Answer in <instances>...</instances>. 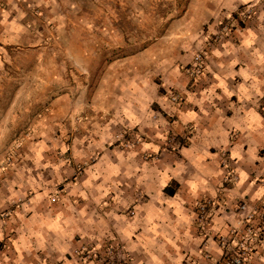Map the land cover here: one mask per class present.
I'll return each instance as SVG.
<instances>
[{"label": "crops", "instance_id": "crops-1", "mask_svg": "<svg viewBox=\"0 0 264 264\" xmlns=\"http://www.w3.org/2000/svg\"><path fill=\"white\" fill-rule=\"evenodd\" d=\"M30 2L41 13L0 0V165L16 141L25 154L20 165L0 173V210L41 188L39 173H52L53 163L35 155H45L50 145L63 147L64 139H49L50 132L72 127L73 100L86 111L79 123L86 136L74 140L76 158L103 154L65 186L68 202L53 217L39 225L19 220L16 229L0 224L7 245L0 264H33L46 240L68 239L72 248L94 235L120 240L130 264H220L219 237L238 225L234 205L264 207V0H186L160 40L120 57H114L116 48L128 47L124 37L130 35L125 25L137 21L138 31L146 30L145 11L133 5L148 0ZM242 9L253 14L207 47L219 21L236 19ZM202 49L207 54L197 73L193 58ZM169 90L184 102L171 103ZM119 123L139 125V150L159 158L147 163L138 152L106 149ZM24 132L43 133L41 142ZM169 133L179 143L170 153L162 151ZM226 166L236 176L232 185L224 182ZM67 169L54 168L53 175ZM136 189L144 202L134 203ZM207 199L215 214L202 234L196 205ZM258 243L251 264H264V232Z\"/></svg>", "mask_w": 264, "mask_h": 264}, {"label": "rangeland", "instance_id": "rangeland-1", "mask_svg": "<svg viewBox=\"0 0 264 264\" xmlns=\"http://www.w3.org/2000/svg\"><path fill=\"white\" fill-rule=\"evenodd\" d=\"M18 4V7L21 10L34 9L36 15L37 13H41L38 8H33L30 0H18ZM133 8H135L136 10L140 8L141 11H145L144 14L146 16V20L142 21V23L146 30H143L141 28V30L138 31L137 21H132L130 22V25H125V27H130V35L128 37H124V39L126 40L125 42L128 44V47L124 46L123 48H116L114 57H120L125 53H132L136 49H139L144 45H149L156 39H159L161 34L171 23V21L174 18L180 17L184 13V10L186 8V0H182V2L177 5H172L169 3L166 4L161 0H148V3L146 5L134 4ZM251 14H253L252 9H242V12H239L236 19H234V17L222 18L217 25V30L212 33L209 38H206L205 45L207 47L208 45H215L217 42H219L222 36L228 35L234 29V21L237 20L239 23H242V21H244L245 18L247 16H250ZM203 28H205V26ZM139 32L141 34H139ZM206 54L207 50L202 49L201 51H197L193 58V61L196 63L197 73H200V71L204 67L203 65ZM167 93L169 95L168 97L171 103L181 105L184 102L181 93L173 90H169ZM72 103H74L73 106H71L73 115L71 114L72 117L68 116L67 118L68 120L70 118L69 121L71 124L73 123L72 127H70V129L67 131H65L63 128H59L56 131L50 132L49 139H64L63 147L61 148V146L50 145L52 146L51 150H46L50 154L46 152L45 155H35V158L38 161H42L45 159V161L53 163L52 173L48 175L45 174V176L43 177L42 172L39 173L38 171L39 175H41V178L39 179L41 188H36V191L32 192V194L28 195L27 197H21L17 198L16 200H12L10 202V205L6 209L0 210V224L2 226L11 224L16 229L17 225H19V220L32 221L36 225L38 224V222H43L45 220L44 218H47V216L49 215H52L53 217V214H55L57 207H59V205H62L65 200L67 201L68 195L64 193L65 186L70 182L74 183L79 180L80 177L84 175L86 169L94 164L93 162H96L98 160L100 154H103V151L102 153H100V151H94L88 155V158L82 159L81 161H78L79 159L76 158L74 140L75 137H78L81 134H84L86 136V130H81L83 128V125H81V127L79 126V123L81 124L85 120L83 116L86 111L79 110L78 107L75 106V100H73ZM259 108H264V97H262L259 101ZM114 126H116V132L106 144V149L114 150L116 153L138 152L139 156L147 163H151L155 156L157 159L159 158L156 154L151 155L149 153H146L144 150H139V146L144 139L141 127L139 125L134 126L119 123L115 124ZM28 133L29 136L27 137V139L35 140L36 143L39 141L41 142L40 138H42L41 134L43 133H37L38 135L36 134L34 137H32V133L30 132H24L23 135L26 136ZM165 136L166 146L163 147L162 151L169 153L176 151L179 148V143H177L175 135L169 133ZM13 142H15V139ZM19 142L21 141H16L13 146L4 150L2 154L3 161L0 165V173H5V171L11 168L14 169L17 165H20V163L24 159V149H22ZM53 160L55 161V163L53 162ZM60 161H62L65 165L60 163ZM64 166L69 169V174L67 169L65 174L62 173L63 175H53L54 168H64ZM36 167L38 169H41L40 165H37ZM43 191H45V194H40ZM140 193L142 192L139 189L134 190L133 195L135 204L144 202V197ZM37 198H39L40 200H37ZM34 203L38 204L39 207L33 210H28L27 207H34ZM239 203L240 201H238L237 204L234 205V208L231 212V214L238 222V225L231 226L232 228L230 230V234L231 231H237V236L234 239L233 243L234 246L241 240V237L246 230V224L240 221L241 218L236 212V207ZM199 204H197L196 206H198ZM250 206L257 209V214L255 215L254 220H252L251 225L254 228L261 227L264 222V207H259L257 205L253 206L251 204ZM225 212H229V210L225 209ZM125 213L129 214L130 216L133 214L132 209L129 207L126 208ZM212 214L214 215L215 213L211 211L209 220H212ZM197 223L199 231H201L202 234H206L210 230V225H207L204 229H201V226L198 222V217ZM230 234L228 236H231ZM76 239L81 241V238L79 237ZM258 240L259 239H257L255 245L252 246L251 252H248L245 264H251V258L253 254L256 253V248L259 245ZM70 245L71 244L68 243V239H60V237H56L52 240H46L44 243V247L36 250L35 260H33L32 263L62 264L63 262L71 261L73 263L82 264H105L104 261H108L110 258L119 259L124 253L129 257L126 260V264H130L132 261V257L127 251L125 245L116 237L94 235L83 239V241H81L80 244L76 247L70 248ZM6 248L7 245L5 243V239L0 237V249L4 250ZM109 251H111V253H109ZM221 251L222 257L219 262L220 264H226L227 257L223 256V249H221ZM183 263L185 264V261H183Z\"/></svg>", "mask_w": 264, "mask_h": 264}, {"label": "built area", "instance_id": "built-area-1", "mask_svg": "<svg viewBox=\"0 0 264 264\" xmlns=\"http://www.w3.org/2000/svg\"><path fill=\"white\" fill-rule=\"evenodd\" d=\"M199 59V57H198ZM226 175L224 182L232 185L236 181V176L231 171V169L226 166ZM264 186V181H262ZM214 203L212 200L207 199L203 203L197 206L198 222L201 229H204L207 225H210L209 218L211 216V211L213 209ZM236 212L240 216V221L246 224V230L241 237V240L234 246V239L236 238L237 231H231V236H220V244L223 249V256L227 257L226 264H245L248 252H251L252 246L255 245L257 239L260 240L263 235V230L261 227L254 228L251 225L252 220H254L257 214V209L251 207L247 202L241 201L236 207ZM264 219V218H263ZM111 253V251H109ZM119 259L110 258L108 261H104L105 264H126V260L129 258L127 255L122 254Z\"/></svg>", "mask_w": 264, "mask_h": 264}]
</instances>
